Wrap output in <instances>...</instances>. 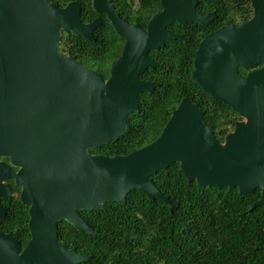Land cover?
<instances>
[{"label": "water", "instance_id": "95a60500", "mask_svg": "<svg viewBox=\"0 0 264 264\" xmlns=\"http://www.w3.org/2000/svg\"><path fill=\"white\" fill-rule=\"evenodd\" d=\"M160 1L162 10L144 29L129 26L107 2L95 0L125 38L105 80L59 50L61 27L93 39L90 29L98 21L83 25L77 4L61 8L48 0H0V157L9 158V163L0 160V217L7 213L1 199L12 196L5 180L14 179L21 202L29 206L30 230L23 248L10 232L0 231V264L84 262L88 254L58 241V222L96 234L80 211L124 201L133 189L173 209L151 175L176 161L188 181L200 185L237 187L240 194L261 187L250 209L264 205V0H250V19L208 33L195 50L192 79L243 117L223 142L199 105L183 97L148 144L125 155L89 152L126 133L139 94L157 85L140 75L156 66L151 50L181 37L168 26L214 17L197 13L196 0ZM256 64L262 66L239 75V65ZM19 91H45L50 105L21 104L25 94Z\"/></svg>", "mask_w": 264, "mask_h": 264}, {"label": "trees", "instance_id": "16d2710c", "mask_svg": "<svg viewBox=\"0 0 264 264\" xmlns=\"http://www.w3.org/2000/svg\"><path fill=\"white\" fill-rule=\"evenodd\" d=\"M148 18L160 9L158 0H147ZM215 11L209 22H174L169 29L181 37L167 40L150 52L156 67L141 77L156 81L151 92L139 94L138 109L127 116L129 128L114 142L89 149L92 154L125 155L153 141L183 97L197 103L216 138L224 141L235 122L243 117L229 105L214 99L192 79L193 60L200 39L210 30L252 15L250 0H197L196 10ZM96 42L73 38L78 45H62L61 50L108 75L111 59L120 47L108 42L104 31ZM163 195L175 205L133 189L124 201L109 202L101 209L80 211L96 231L77 230L63 220L58 222V241L89 255L80 264H264V205L250 209L259 199L261 187L240 194L228 189L188 181L176 161L151 175ZM16 195L3 197L7 207L0 217V231L10 232L22 248L30 239L29 206Z\"/></svg>", "mask_w": 264, "mask_h": 264}, {"label": "flooded vegetation", "instance_id": "af4514ba", "mask_svg": "<svg viewBox=\"0 0 264 264\" xmlns=\"http://www.w3.org/2000/svg\"><path fill=\"white\" fill-rule=\"evenodd\" d=\"M104 1L107 2V4L111 7V11L116 13L118 15V17L121 20H123L125 23H127L129 26L139 25V26H141L144 29L146 28L148 20L150 19V18H148V14L149 13H148L147 0H104ZM158 1H159L160 9L155 11V12H153L151 14V16L153 14H155V13H157V12L162 10L161 1L160 0H158ZM48 2L49 3H57L58 6L61 7V8L66 7L68 4H72V3L77 4L79 6V19H80V22L83 25H89L92 22H94L95 20L98 21L94 25V27L90 29L91 34L93 36V39H89V38H87V37H85L84 35H81V34H75L73 32H68L66 29L61 27V29H60L59 50H60L61 53H63L66 56H75V55H68L67 53H65L64 51L61 50V46L63 44L64 45L65 44L66 45H78L79 42L77 40H73V38L78 37L81 40L96 42L98 40V38H101V37L104 38V36H103L104 31H110L111 32V40L108 42V44L111 46V53L113 52V48H115L117 46L120 47V51H119L118 55L114 56L111 59V61L109 63V66H108V75L106 77H104L98 70H96L94 68H91L88 65H86L85 63H83L82 61H80L75 56L76 59L79 62H81L83 65H85L86 67H88V68H90L92 70H95L98 73H100L101 76L105 80L107 78H109L110 75H111V72H110L111 71V63L116 57H118L121 54L122 47H123V45L125 43V38L122 37L117 32L114 24L112 23L111 19L109 18L108 14H107V12L105 10H99L95 6V0H48ZM196 2H197V0H196ZM208 12H213L214 13V17L212 18V20L217 17V13L215 11H210L209 10V11L203 12L202 8L200 9V11H197V13L202 14V15H205ZM252 15H253V9H252ZM252 15H251V17H252ZM250 18H248V19H250ZM248 19H241V20H239L237 22H231V23H227V24H222V25L210 30L209 32H207L201 39H203L208 33L212 32V31H214V30H216V29H218V28H220L222 26L233 24V23H239L242 20H248ZM169 26H168V29H169ZM201 39H200V41H201ZM150 52H149V56H150ZM154 62L157 65V62L156 61H154ZM261 66H262L261 64H256V65H254L252 67H244V66H240L239 65L237 67V71H238L239 75H241L242 77H246L249 72L257 70ZM149 68H153V67H149ZM193 69H194V64H193ZM140 78L143 79V80L153 81V80H150V79L143 78V77H141V75H140ZM153 82H156V81H153ZM156 86H158V83H157ZM154 88H153V90H154ZM22 93L25 94V96H24V98L21 99V102H22L21 104L28 105L29 103L34 102L35 104H38V105H45V106L48 105V104L50 105V96H46L45 91H19V94H22ZM0 160L9 163V158L8 157L1 156ZM17 169H18L17 167H14L15 171H17ZM5 183L10 186V188L12 190V196L16 195V190H17L16 188H18L19 189V193H17V196L19 197L21 189L18 186L15 185L14 179H7V180H5ZM6 198H10V197H6Z\"/></svg>", "mask_w": 264, "mask_h": 264}]
</instances>
